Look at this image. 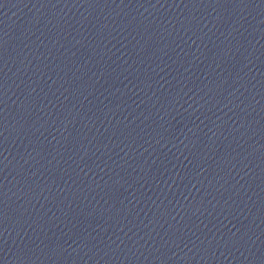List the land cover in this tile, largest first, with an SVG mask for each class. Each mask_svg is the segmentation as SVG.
<instances>
[{
	"label": "water",
	"instance_id": "water-1",
	"mask_svg": "<svg viewBox=\"0 0 264 264\" xmlns=\"http://www.w3.org/2000/svg\"><path fill=\"white\" fill-rule=\"evenodd\" d=\"M0 264H264V0H0Z\"/></svg>",
	"mask_w": 264,
	"mask_h": 264
}]
</instances>
